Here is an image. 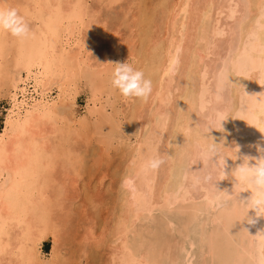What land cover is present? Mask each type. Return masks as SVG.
<instances>
[{
	"label": "bare ground",
	"instance_id": "1",
	"mask_svg": "<svg viewBox=\"0 0 264 264\" xmlns=\"http://www.w3.org/2000/svg\"><path fill=\"white\" fill-rule=\"evenodd\" d=\"M15 2L0 0V7L12 8ZM86 5V0H38L33 7L29 4L38 27L33 28L30 38L19 40L11 70L5 74L10 81L7 85L12 108L0 138V264L33 260L32 244L38 240L33 241L36 235L31 239V230L37 226L46 233L52 226L51 202L43 196L47 185L56 182L50 174L53 166H48L55 163L48 160V153L44 155V132L40 130L46 120L57 114L58 105L49 98L54 88L65 89L64 96L68 95L66 88L80 76L101 97L114 71L107 64L113 59L109 51L118 52L109 45L114 40L108 39L110 35L106 37L101 21L84 24L89 19ZM143 5L139 6L144 10L135 23H146L145 32L131 57L137 60L134 69L143 71L152 81V94L147 101L129 98L125 102L129 104L126 116L123 114L125 122L116 105L110 106L109 112L107 104L101 105L99 100L101 106L94 110L101 119L97 133L103 146L100 148L105 151L119 143L120 131L126 127L140 131L135 134L136 145L124 158L127 172L120 182L128 189L111 229V237L118 244L111 249L107 264H167L165 259L170 260L179 247L184 249V239L180 243L177 234L163 238L161 244L155 241L150 246L132 247L131 234L137 232L139 221L163 209L168 213L177 210L179 217L183 213L188 221L200 222L199 246L213 262L256 264L264 241L255 236L264 230V218L249 211L243 201L251 192L243 185L235 188L232 173L244 163L245 156L259 159L257 146L264 149V0H151L148 11V5ZM82 27L88 36L75 38L74 31ZM5 33L0 31V81L5 77ZM91 40L102 47L101 55L94 59L87 56ZM2 82L3 85L7 80ZM218 114L222 127L214 123ZM211 138L216 144H223L219 151L226 160L225 174L220 157L209 152ZM157 157L164 163L155 171L147 170L146 161ZM254 163L255 160L249 161L250 165ZM53 189L58 199L60 191L56 185ZM221 201L228 202L226 207L217 208ZM248 215L257 221L255 225L247 223ZM166 226L171 233L174 225ZM171 261L176 260L173 257ZM203 264H208L207 260Z\"/></svg>",
	"mask_w": 264,
	"mask_h": 264
},
{
	"label": "rangeland",
	"instance_id": "2",
	"mask_svg": "<svg viewBox=\"0 0 264 264\" xmlns=\"http://www.w3.org/2000/svg\"><path fill=\"white\" fill-rule=\"evenodd\" d=\"M86 1H87L86 12L88 13L87 17L89 16V19L86 18L85 20L87 21V23L84 22V24L86 26L89 24H93L95 23L94 22L95 19L97 20L98 23L99 21H101L100 23L102 25L101 24L99 25L103 26V28L105 27L106 37L107 36L109 37V35L113 37V38L107 37L108 39L111 40V42H113L114 40V43H109V45L110 47L112 45V47L117 49L118 52L114 54V52L109 51V55L112 56L113 58L110 62L127 63L128 61H130L129 64L133 68H135L137 64V60L135 58H132L131 54L134 52V50L137 47H139L140 42L138 40L139 37L142 35V33L145 32V26H146L145 23V25H141L142 26L141 27L140 24L141 23L144 24V22L135 23L136 22L135 19L136 17H140L141 15H139V12H142L144 10V9L142 10V8L140 9L139 6L142 7V4L144 5L147 4L148 5L147 8L144 5L143 8H146L148 11L151 8L150 7L151 0H121V1L113 0L115 2L117 1L116 3L111 0L110 1L86 0ZM37 2L38 0H25V1L16 0L15 2L16 4H14V6L12 7L15 8L17 12L25 18V20L28 22L30 26L31 31H33V28H35V26L38 27V22L32 20L34 19L32 15L34 13V11H32L33 10L32 7L34 3ZM109 3H111L112 5L111 4L110 5L113 7L110 6L111 7L110 8ZM29 4L32 5V7L29 6ZM20 5L22 6L19 7ZM93 13H94V17L92 16ZM89 20L93 22L91 23V21ZM142 28H144V30H142ZM140 30L142 32H140ZM74 33H75L74 34L75 38L76 37L78 38V36L82 38L88 36L87 32L83 27L77 31L75 30ZM8 34H9L8 32L5 33V35L8 36V38L11 37L10 39L12 41L8 40V38L5 37L6 38L5 39L6 47H4L5 55L4 58L2 59L3 75H5L6 73H8V71L11 70L12 61H13L12 57H15L16 55L17 43L19 42V40ZM107 38L106 40H108ZM7 40H8V44H7ZM95 43H96L95 40H91V42H89L88 44L89 46H91V48H89L90 53L88 52L87 54V56L90 59L97 58L101 55L100 53H102L100 52L102 50L101 44L99 43L100 44L99 46V44L96 43L95 45ZM102 44L107 45L106 42ZM114 44L115 46H113ZM10 45L12 46V49H14L15 51L11 50ZM93 46L94 48L92 49ZM93 50L95 51L93 52ZM120 50H122V52ZM10 52L14 53V55L11 54ZM123 52L126 54L125 55L126 57L124 56ZM128 56L130 57L128 58ZM111 65L113 67L112 69L114 70L116 65L114 64ZM76 78H75L76 80L73 81L72 86L70 87L71 89L66 88L69 91L68 95L65 94L64 96L65 89L61 90V88H57V87L54 88L49 98L51 101L54 100L52 102L57 103L58 105L56 110L57 114L54 115L51 119L46 120L45 121L46 123H44L43 126L41 125L40 131L44 132V133L41 132L42 141H43V142L41 141V143L44 149V155L47 156L46 153H48L49 155L48 160H51L52 163H55L53 165H48V166L49 167L53 166L51 167L53 172L51 170L50 174L52 176V180L56 182L53 183V185L51 184L47 185L48 188H45L46 193H44V195L45 194L46 195L43 196L46 202L48 199L51 202L49 204L50 206H52V211H51L52 228L50 227V229L46 233H43L41 231L43 230L42 227L38 228L37 226H35L31 230V232L33 233L27 231L30 233V235L32 234L31 235L32 240H33V236L36 235V238L34 237L33 241L35 242V240L36 241L38 240V243H33V241H31L34 244V245L32 244V248L33 246L36 248V249L35 248L32 249L34 252V258L30 262H28L29 260L25 261L26 263L22 262L23 264H30V263L32 264H104V263L107 264L108 262L107 260L110 256V252H112L111 249L118 244L115 241V239L111 237V229L115 224L116 218L120 214V210L122 209L121 207L123 206V204L121 203V201L123 199L122 197L124 196L123 194L127 193V189H128L127 187H124V184L120 182L121 177L125 175L124 173L127 172L126 167H124V163H125L124 158L125 155L131 150V147L136 145L135 143H137L138 141L137 138L138 136L136 135L140 134V131L139 133L138 131L133 132L130 127H126V128L124 127L125 129H123V132L120 131L121 134L119 135L121 142L119 141V143H116V145L110 148L109 151H105L104 148H100L103 146L100 145L98 141L99 137L97 132H98V127L100 126L99 122H101L100 121L101 119L95 113L94 111L95 107L100 108V106L103 105V103L104 104L106 103L107 110L109 112H112L111 109L116 105L115 107L119 111V113L122 114L121 116L124 121L126 120L125 119L127 113L126 110L129 105L126 104L125 102L128 103L129 98H124L123 96L120 95L117 89H114L112 87V84H110L112 77H110L108 82V85L110 87L109 86L107 87L105 95L103 94L101 97L99 95H98L99 97L96 96L97 94L94 91L95 89L90 84H87V81L85 79L83 81L82 77L80 76ZM4 80L5 81L7 80V82L3 84L5 86L2 85V83H4L2 81ZM0 82H1L0 138H1L7 126L9 119V112L12 106H11V97H10L11 89L8 86L10 85V81L8 80V74L5 75V77L3 76ZM74 85H76V87ZM112 88L117 92L116 91L112 92L113 91ZM91 92L95 94L93 95L91 94ZM116 98L120 100H117ZM102 100L105 101L102 102ZM99 102L101 104L100 106H99ZM93 105H95L94 108ZM110 106H112V108ZM90 109L93 112L91 111L90 113L89 112ZM88 113L91 114V116H89ZM85 118H87L86 119L87 121L85 120ZM127 132L132 136L127 135ZM91 137L94 139L91 140ZM100 150L103 151L101 152ZM54 185H56V187L60 191V197L58 199L57 197H54L55 196L54 195L55 190L53 189ZM52 201H54V203H52ZM227 203L228 202L221 201L220 203L221 205L218 204L217 208L219 207L224 208L226 207ZM163 210L162 211L158 210L159 213L157 211H154L151 214V216L149 215L150 217L147 216L148 217L147 220L145 219L146 218L145 217L142 218L141 221H139V224L137 225L136 228L137 234L136 233L131 234L132 247L137 249L138 247L140 248L141 245L150 246V243L151 244L153 242L155 243V241H158L156 242V244L159 243L161 244V242L167 240L168 238L178 235L177 237L179 238L180 243H182L184 239L183 242H185V248L183 249L179 247L177 251L174 253V255L172 254L170 260H168L169 258L167 257H166L167 259L164 258L167 264H170L172 262L171 259L173 257L175 258L176 261H174L175 263L172 262L171 264H176L177 262L178 264H186V263L203 264L204 260H207L208 264H212L213 260L210 258L211 256L209 257V255L205 254L204 249H202V245L201 247L199 246L201 244L200 222L197 220L188 221L189 217L187 215L184 216L183 213L181 215V212H180L181 216L179 217V214H177L178 213L177 210L176 211L173 210V212L171 213H168L166 209ZM151 217H153L155 221ZM143 221L147 223L146 224L147 227L145 223L142 224ZM182 221L183 223L186 222L188 224L184 223L182 225ZM169 223H172L174 225L171 228L172 229L171 233H170V229L168 230L167 228L168 226H166ZM24 226H22L23 229ZM164 227L166 228V230ZM181 228L183 231L181 230ZM195 230H197L198 232ZM151 231L156 233H154L153 235ZM195 232L197 234L196 235L197 237L195 236ZM182 235L184 236V238ZM163 238H165V240ZM139 243H140L139 246L136 245ZM191 243H193V245H191ZM135 245L136 247H134ZM200 248L202 249V251ZM198 249L203 254H201L198 251ZM16 251H15L16 254L19 253V251L17 252ZM38 251L40 252V254H37L39 253ZM185 251L186 253H184ZM5 258L13 259L16 257L5 256ZM186 258L188 260H186ZM191 258L193 260H191ZM179 259L181 260V262ZM3 263L5 264V262ZM213 264H218V262L217 263L213 262Z\"/></svg>",
	"mask_w": 264,
	"mask_h": 264
},
{
	"label": "clouds",
	"instance_id": "3",
	"mask_svg": "<svg viewBox=\"0 0 264 264\" xmlns=\"http://www.w3.org/2000/svg\"><path fill=\"white\" fill-rule=\"evenodd\" d=\"M0 31L8 32L18 40L30 38L32 35L28 22L15 8L11 7H0ZM107 64L116 65L112 73L111 84L114 89L119 91L121 96L124 98H136L141 101H147L149 99L153 91V85L152 81L145 77L143 71L134 69L128 62H109ZM222 122L221 114H218L214 123L222 127ZM212 141L209 152L214 157H220L223 166L222 174H225V168L227 167L226 160L223 159L219 151L223 144H216L213 139ZM257 150L260 152L259 159L245 156L243 158L244 163L237 167L232 175L236 181L235 188L243 185L247 191L251 192V196L243 201L249 211H254L257 218H264V149L257 146ZM250 160H255V163L250 165ZM163 163L164 160L161 158H149L145 163V168L155 171ZM256 222L255 219L250 218L248 215V224L255 225ZM255 237L264 241V230H261ZM256 264H264V246L258 250Z\"/></svg>",
	"mask_w": 264,
	"mask_h": 264
}]
</instances>
